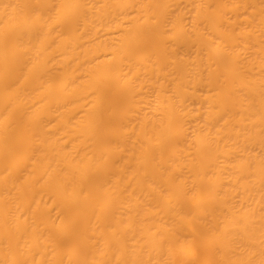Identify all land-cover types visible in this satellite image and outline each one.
Here are the masks:
<instances>
[{
	"label": "bare ground",
	"instance_id": "obj_1",
	"mask_svg": "<svg viewBox=\"0 0 264 264\" xmlns=\"http://www.w3.org/2000/svg\"><path fill=\"white\" fill-rule=\"evenodd\" d=\"M0 264H264V0H0Z\"/></svg>",
	"mask_w": 264,
	"mask_h": 264
}]
</instances>
